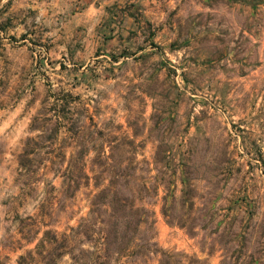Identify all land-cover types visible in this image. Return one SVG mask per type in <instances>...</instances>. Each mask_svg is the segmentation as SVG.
Wrapping results in <instances>:
<instances>
[{
  "label": "rangeland",
  "instance_id": "rangeland-1",
  "mask_svg": "<svg viewBox=\"0 0 264 264\" xmlns=\"http://www.w3.org/2000/svg\"><path fill=\"white\" fill-rule=\"evenodd\" d=\"M88 1H0V264H264V0Z\"/></svg>",
  "mask_w": 264,
  "mask_h": 264
},
{
  "label": "trees",
  "instance_id": "trees-1",
  "mask_svg": "<svg viewBox=\"0 0 264 264\" xmlns=\"http://www.w3.org/2000/svg\"><path fill=\"white\" fill-rule=\"evenodd\" d=\"M77 179H79V178H77ZM74 181L76 183L77 180H74ZM98 196L103 197V200H99L98 202H92L90 204V209H89V213L90 214H94L95 213V214L98 215L99 209H101L102 207H103L102 211L104 213H107V201L106 200L104 201V198L106 199V197H107V187L101 188V190L99 191ZM109 205L111 206V208H113L112 204H109ZM143 210H144V208L141 207V206H135L134 204L128 203L127 211H126V213H127L126 217L128 219L126 220V226L127 227L130 226V223H131L130 218H131L132 215L139 213L138 216H140L141 214H143ZM115 228L116 227L114 226V228H113L114 231H115ZM130 231H131L130 233H132V238H131V235H130V237H128L124 242L121 241V243H119V242L117 243L116 242L117 237H115V235H116L115 232H114L115 235H113L111 239L108 238V236H107V243H106V248H105V250H107V253L108 254H110V253H112V254H114V253L121 254V252L126 251L130 247H132L133 246V243H132L133 242V236H134V233L136 232L135 227H134V229L131 228Z\"/></svg>",
  "mask_w": 264,
  "mask_h": 264
},
{
  "label": "crops",
  "instance_id": "crops-1",
  "mask_svg": "<svg viewBox=\"0 0 264 264\" xmlns=\"http://www.w3.org/2000/svg\"><path fill=\"white\" fill-rule=\"evenodd\" d=\"M78 0H41L40 7H45L47 12L63 13L69 8L71 12H77L74 8L78 9ZM95 5V0H89L87 4L86 12L91 10V7ZM39 7V6H33Z\"/></svg>",
  "mask_w": 264,
  "mask_h": 264
},
{
  "label": "water",
  "instance_id": "water-1",
  "mask_svg": "<svg viewBox=\"0 0 264 264\" xmlns=\"http://www.w3.org/2000/svg\"><path fill=\"white\" fill-rule=\"evenodd\" d=\"M1 1V0H0Z\"/></svg>",
  "mask_w": 264,
  "mask_h": 264
}]
</instances>
